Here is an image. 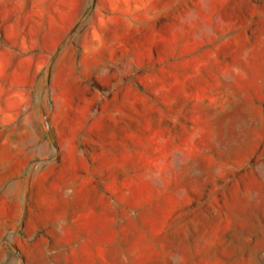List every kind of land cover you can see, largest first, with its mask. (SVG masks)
I'll use <instances>...</instances> for the list:
<instances>
[{"label": "rangeland", "instance_id": "obj_1", "mask_svg": "<svg viewBox=\"0 0 264 264\" xmlns=\"http://www.w3.org/2000/svg\"><path fill=\"white\" fill-rule=\"evenodd\" d=\"M0 264H264V0H0Z\"/></svg>", "mask_w": 264, "mask_h": 264}]
</instances>
